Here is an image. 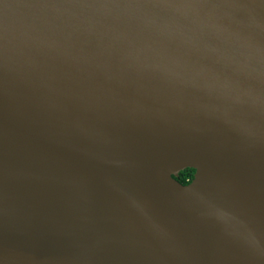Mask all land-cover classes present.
Segmentation results:
<instances>
[{
	"label": "water",
	"instance_id": "obj_1",
	"mask_svg": "<svg viewBox=\"0 0 264 264\" xmlns=\"http://www.w3.org/2000/svg\"><path fill=\"white\" fill-rule=\"evenodd\" d=\"M0 264H264V0H0Z\"/></svg>",
	"mask_w": 264,
	"mask_h": 264
},
{
	"label": "trees",
	"instance_id": "obj_2",
	"mask_svg": "<svg viewBox=\"0 0 264 264\" xmlns=\"http://www.w3.org/2000/svg\"><path fill=\"white\" fill-rule=\"evenodd\" d=\"M193 175H194V170H192V169H186L184 171H181L178 174V178H176V181L179 184H181L183 186H186V185H188L192 181Z\"/></svg>",
	"mask_w": 264,
	"mask_h": 264
}]
</instances>
